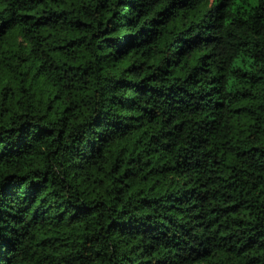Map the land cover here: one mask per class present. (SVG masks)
<instances>
[{
  "label": "clouds",
  "instance_id": "clouds-1",
  "mask_svg": "<svg viewBox=\"0 0 264 264\" xmlns=\"http://www.w3.org/2000/svg\"><path fill=\"white\" fill-rule=\"evenodd\" d=\"M0 264H264V0H0Z\"/></svg>",
  "mask_w": 264,
  "mask_h": 264
}]
</instances>
